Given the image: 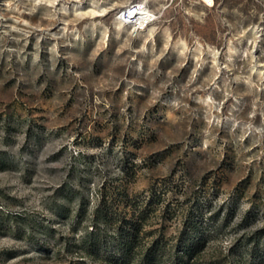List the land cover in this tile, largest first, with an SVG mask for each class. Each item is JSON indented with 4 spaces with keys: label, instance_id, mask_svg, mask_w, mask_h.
<instances>
[{
    "label": "rangeland",
    "instance_id": "374dc122",
    "mask_svg": "<svg viewBox=\"0 0 264 264\" xmlns=\"http://www.w3.org/2000/svg\"><path fill=\"white\" fill-rule=\"evenodd\" d=\"M123 192L160 264H264V0H0V264H104Z\"/></svg>",
    "mask_w": 264,
    "mask_h": 264
},
{
    "label": "trees",
    "instance_id": "16d2710c",
    "mask_svg": "<svg viewBox=\"0 0 264 264\" xmlns=\"http://www.w3.org/2000/svg\"><path fill=\"white\" fill-rule=\"evenodd\" d=\"M217 2V0H216ZM154 193V192H153ZM152 200L143 207L130 208L124 192L116 199L103 194L92 216V230L83 239L90 243L88 254L100 257L104 264H160L162 249L159 244L148 245L146 239L150 232L146 230L147 215L154 212L158 205L154 199H161L154 193ZM124 207L126 210H121ZM112 229V236L106 230ZM204 239L194 231L185 243L184 253L177 255L175 264H190L203 247ZM104 253V256H100Z\"/></svg>",
    "mask_w": 264,
    "mask_h": 264
},
{
    "label": "bare ground",
    "instance_id": "6f19581e",
    "mask_svg": "<svg viewBox=\"0 0 264 264\" xmlns=\"http://www.w3.org/2000/svg\"><path fill=\"white\" fill-rule=\"evenodd\" d=\"M151 17H153V15L145 8H133L130 9L129 12H125L119 16L123 23H130L133 26L142 27L151 21Z\"/></svg>",
    "mask_w": 264,
    "mask_h": 264
},
{
    "label": "built area",
    "instance_id": "2783aa9c",
    "mask_svg": "<svg viewBox=\"0 0 264 264\" xmlns=\"http://www.w3.org/2000/svg\"><path fill=\"white\" fill-rule=\"evenodd\" d=\"M209 1H210V0H209ZM133 8L142 9V6H141L140 4H135V6H133L131 9H133ZM129 11H130V10H129ZM129 11H127V12H129ZM124 13H125V12H124ZM148 23H149V22H148ZM148 23H147V24H148ZM147 24H146V25H147ZM146 25H145V26H146Z\"/></svg>",
    "mask_w": 264,
    "mask_h": 264
}]
</instances>
